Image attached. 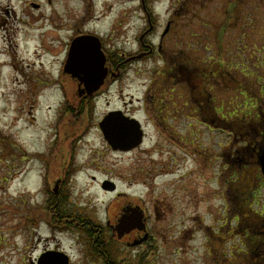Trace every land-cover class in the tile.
<instances>
[{"label": "rangeland", "instance_id": "374dc122", "mask_svg": "<svg viewBox=\"0 0 264 264\" xmlns=\"http://www.w3.org/2000/svg\"><path fill=\"white\" fill-rule=\"evenodd\" d=\"M237 1L236 14H245L244 20H234L237 29L243 26L241 32H236V29L227 35H211L210 27L195 21L183 37L187 49L195 48L194 54L199 60L209 57L211 53H206L209 46L224 53L228 51V58L218 61L224 64L230 61L233 69L235 80L230 85L227 79L225 81L236 93L231 105L234 115L229 117L233 121L244 115L242 105L246 104V95L237 91L240 85L249 89L251 98L257 95L262 100L259 110L264 111V0ZM31 5H39L41 9L36 10ZM146 6L150 11L164 14L169 4L164 0H146ZM192 7V11H196V6ZM217 7L213 4L200 11L202 20L215 15ZM142 17L141 0H0V127L12 142L11 160L2 176L7 180L3 183L6 203L4 232L7 237L3 264H36L43 251L57 246L72 257L73 264L95 263L92 258L88 259L89 238L80 231L83 228L87 230L86 226H80V230L77 226L73 232L62 234L50 215L51 185L48 186L46 181L53 176L54 170L50 172L45 157L52 155L51 142L54 134L58 133V127L65 129L66 124L71 126L73 123L77 129L81 128V132L88 125L89 128L80 145L83 153L72 163L74 174L68 187L69 211L76 218L89 217L96 226L103 225L104 228L109 220L116 225L114 217L126 206L145 210L149 217L148 228L155 238L153 244L129 248L123 243L122 248L119 247L120 252L111 254L114 261L146 264L147 253L151 249L163 253L201 254L206 252L207 238L224 243L226 241L218 239L244 235L236 227V211L224 201L216 181L192 175L197 169L196 164L183 158L174 146L157 144L155 137L151 139L149 114L141 110V102L137 103L144 98L149 77L139 74L135 82L126 80L112 86L108 94L98 101L95 113L82 118L81 122L77 120L78 116L65 117L66 95L59 75L73 33L78 29L81 33L99 37L111 52L120 49L131 52L137 49L135 38L141 31ZM152 40L158 43L159 37ZM157 62L155 59L139 64L138 70L145 72L161 66L162 62L158 65ZM200 79L201 89L207 96L213 94L214 98H226L227 95L220 90L216 96L207 88L210 77L202 74ZM182 97L190 98L189 86L184 88ZM131 101L133 106H130ZM204 102L203 113L207 103ZM12 103H17L16 107H11ZM31 104L35 106L33 111L30 110ZM210 106H215L211 100L207 103L208 115L211 114ZM123 107L149 135L145 146L131 155L112 153L93 128L108 110ZM16 108L21 109H18L19 117L15 114ZM187 113L180 121L168 118L170 126L175 127L181 138L187 131L189 135L195 132L190 140L201 143L199 146H203L204 154L209 146L218 151L219 138L213 137L214 133L206 127V124L213 125L211 116L206 118L203 114L198 117L194 110L192 116L189 111ZM215 124V127L223 129H229L232 124L239 129L251 122L233 124L218 118ZM40 156L43 159H39ZM170 156L181 159V171L175 170L176 174L172 176L157 178L162 172V164L170 162ZM50 163L53 168L58 167L60 160ZM202 168L205 170L206 166L203 164ZM106 181H111L117 188V194L123 196L105 193L102 187ZM232 217L235 220L230 225L228 220ZM104 238H110L108 230ZM230 242L241 247L239 239Z\"/></svg>", "mask_w": 264, "mask_h": 264}, {"label": "flooded vegetation", "instance_id": "af4514ba", "mask_svg": "<svg viewBox=\"0 0 264 264\" xmlns=\"http://www.w3.org/2000/svg\"><path fill=\"white\" fill-rule=\"evenodd\" d=\"M164 1L169 4V7L164 14H158L148 10L146 0H141L143 25L140 33L136 35L135 45L137 49L134 51L126 52L120 51V49L111 52L103 39L88 33H81L78 29L73 33L67 55L61 64L59 75L61 77L60 83L64 86L66 95V100L64 101L65 117L68 115H72L73 118L78 116L77 120L81 122L82 118H87L88 115L91 116L95 113L98 101L108 94L112 86L120 85L126 80L135 82L140 77L139 74L149 77L150 82L145 88L144 98L141 101L138 100L137 103L141 102V110L149 114H147L149 116L148 119L152 122L151 139L155 137L157 144L163 143L166 146H174L183 158L196 164L197 169L192 172V175H198L200 178L204 176L211 181H216L217 187L223 193L224 201L228 206H232V210L236 211V227L240 232L243 231L242 234L244 235L240 237L215 238L223 240V242L226 241L224 243L213 242L211 238H207L206 252L201 254L187 252L163 253L154 252L151 249L149 253L146 252V264H264V111L260 112L259 107L253 108L249 117L243 121V123L250 121L251 124L239 129L233 127L232 124L228 127L229 129L215 127V122L218 118L235 124V121L229 119L230 116L234 115V109L233 107L231 108L234 101L230 100L233 97L234 90L229 88V85L235 80L232 74L233 69L230 66V61L227 64L218 61V59H224V57L228 58V51L226 50L224 53L217 47L209 46L206 50V53L207 51L211 53L209 57L206 60L205 58L199 60L200 58L198 59L194 54L195 48L191 51L187 49L185 38H183L186 37L188 29L193 27L195 21L210 27L211 31L209 33L211 35H227L237 29L234 20H244L245 14H236L235 4L238 2L237 0ZM213 4L218 6L215 15H212L208 20H202L200 11L204 10L206 6ZM192 6H196V11H192L194 8ZM201 6H203V9H199ZM40 9L41 6L37 10ZM242 28L243 26L237 29L236 32H241ZM84 36H91L100 40L101 51L106 59V80L101 89L92 96L88 95L85 86H80L77 80L65 74V68L70 59L71 46L76 39ZM155 36L159 37L158 43H154L152 40ZM189 53H192V55ZM155 59L158 60L157 65L162 62L161 66H154L145 72L138 70L139 64ZM131 74H134V77H131ZM202 74L211 78L207 88L214 91L216 96L220 90L227 95L226 98H214L213 94L207 96V93L203 92L200 86ZM226 79L228 84L230 83L229 85H226ZM186 86H189L190 91L188 100L186 97H182ZM257 97L256 95L253 99L256 100L259 106L262 100ZM122 99L123 95L121 96ZM190 99H193V102H190ZM209 100L215 106L214 108L213 106L208 107L211 111V114L208 115L207 103ZM204 101L207 102L204 109L205 113L202 110ZM16 104L12 103L10 106L16 107ZM130 106H133L132 101ZM18 109L16 108L15 110L17 117H19L18 112L21 110ZM34 109L35 106L31 104L30 110L33 111ZM193 110L198 117L206 114V118L211 116L210 119L214 120L213 125H211L213 128L205 124L209 131L214 133L213 137L219 138L218 141L220 142H217L218 151L214 146H209L204 154L203 146H199L201 143L190 140V136L192 137L195 132L192 131L189 135V131H187L181 138L175 127L170 126L168 118H172L173 121H180L187 116L188 111L192 116L194 114ZM110 114H115L122 120L126 119L127 122L136 119L123 107L117 110H108L103 115L102 120L93 127L101 135L112 153L131 155L134 151L140 150L145 146L149 135L142 126L135 124L137 129L135 140L142 141V145L132 150L119 149L114 151L107 143L101 129V122ZM166 119L168 120L166 121ZM56 122H58L57 118ZM74 126L76 125L73 123L71 126L66 124L65 129L58 127V133L54 134L51 142L52 155L45 157L50 172L54 170L53 176L49 179L50 182L46 181L48 186L51 185L52 189L49 188L51 195L50 215L55 220L53 224L56 228L59 226L60 231H58L62 234H66L69 231L73 232V229L77 226V229H81L80 226H86L87 230L83 228L80 231L85 232L89 238V243H87L89 248L88 259L92 258L93 262H95L92 264H122L114 261L111 254L118 250L120 252L121 249L119 247L122 248L123 243L129 248L153 244L155 238H152L148 228L149 217L146 211L141 209L144 215L142 212L140 213H142L144 218L138 226L143 227V229L139 230L136 228L130 233H124L120 236L118 230L122 228L123 219L132 216L134 212L139 210L126 206L122 213L119 212L114 217L113 222H116V225H112V221L109 220L105 228L103 225L96 226L89 217L80 216L76 218L69 211L67 206L69 203L68 187L74 174L72 163L80 157V153H83L80 145L82 137L89 128L88 125L81 132V128L77 129L78 126ZM6 135V132L0 127V264H3L2 257L5 255L3 252L7 247L3 216L6 206L5 198L3 197V183L7 180L2 178V176L7 166L6 164L10 163L12 147V142L9 141V137ZM127 136L129 135L127 134ZM196 136H198L197 132ZM127 145L129 146V143ZM39 159H43V157L40 156ZM58 159L60 160L59 166L53 168V164L50 162H57ZM168 160H170L169 163L162 164V172L158 174L157 178L164 175L166 177L172 176V174H176L175 170L181 171L179 166L182 163L181 159H177L176 156H170ZM203 164L206 166L205 170L202 168ZM102 188L105 193H115L117 197L123 196L117 194V188L111 181H106ZM234 204L235 208H233ZM234 220V217L228 220L230 225L234 223ZM106 230L110 234L108 240L104 238ZM233 239H239L240 248L235 247L230 242ZM229 244H232V246L228 248ZM218 245H223V247L219 248ZM222 249L223 251H220ZM58 253L66 252L60 249L59 246L52 249L48 248L40 254L36 264H43L45 257L57 255ZM70 264H73L71 256Z\"/></svg>", "mask_w": 264, "mask_h": 264}, {"label": "water", "instance_id": "95a60500", "mask_svg": "<svg viewBox=\"0 0 264 264\" xmlns=\"http://www.w3.org/2000/svg\"><path fill=\"white\" fill-rule=\"evenodd\" d=\"M105 63L106 59L101 51L100 40L95 37L84 36L73 42L65 74L77 80L80 86H85L88 95L92 96L101 89L106 80ZM135 124L140 126L136 121L127 122L126 119L122 120L115 114H110L101 123V129L106 141L115 150L131 149L141 143L140 140H135L137 134ZM143 218L139 211L124 218L121 223L122 228L118 230L120 236L124 233H130L136 228L142 230L143 227L138 225L142 223ZM43 264H69V259L61 255H50L45 257Z\"/></svg>", "mask_w": 264, "mask_h": 264}, {"label": "trees", "instance_id": "16d2710c", "mask_svg": "<svg viewBox=\"0 0 264 264\" xmlns=\"http://www.w3.org/2000/svg\"><path fill=\"white\" fill-rule=\"evenodd\" d=\"M95 237V236H94Z\"/></svg>", "mask_w": 264, "mask_h": 264}]
</instances>
